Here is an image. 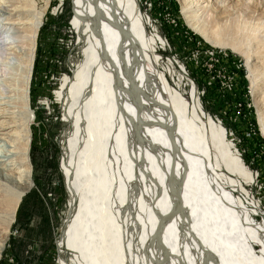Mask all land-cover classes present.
<instances>
[{
    "label": "bare ground",
    "instance_id": "bare-ground-1",
    "mask_svg": "<svg viewBox=\"0 0 264 264\" xmlns=\"http://www.w3.org/2000/svg\"><path fill=\"white\" fill-rule=\"evenodd\" d=\"M70 1L76 52L43 103L64 125L57 264H264V223H248L259 211L245 188L253 175L184 65L162 56L166 42L139 0ZM248 1L179 3L192 32L243 56L264 137V32L251 21L264 0ZM47 4L0 0V256L32 185V75ZM230 21L247 34L232 38L222 30Z\"/></svg>",
    "mask_w": 264,
    "mask_h": 264
},
{
    "label": "rangeland",
    "instance_id": "rangeland-1",
    "mask_svg": "<svg viewBox=\"0 0 264 264\" xmlns=\"http://www.w3.org/2000/svg\"><path fill=\"white\" fill-rule=\"evenodd\" d=\"M59 1L48 0L32 75V102L37 115L32 124V185L19 203L0 264L5 254L14 259L13 264L58 262V227L68 203L60 169L63 154L60 136L64 125L60 108L49 110L44 102L51 101L62 77L70 73L67 63L76 52V39L70 24L72 4L70 0H64L53 12ZM44 2L46 0H37L38 7H43ZM248 2L247 6L252 8L256 1ZM139 3L166 42L162 56L184 65L189 79L198 89L204 112L226 129L228 139L239 152L246 170L253 175V180L246 182L245 188L250 195L248 201L252 202L248 203L249 207L258 205L259 211L258 216L248 219V223L251 227L264 223V137L256 120L243 56L232 48L209 43L192 32L181 17L179 0H139ZM251 21L261 22V31L264 32V15ZM206 24L209 36L219 41L213 31L212 19L208 18ZM222 30L229 31L232 38L238 40L247 34L239 21L228 22ZM230 39L226 37L224 41ZM169 82L172 85V81ZM188 93L185 90L184 98L190 101ZM246 130H251L254 136L248 139L244 135Z\"/></svg>",
    "mask_w": 264,
    "mask_h": 264
},
{
    "label": "built area",
    "instance_id": "built-area-1",
    "mask_svg": "<svg viewBox=\"0 0 264 264\" xmlns=\"http://www.w3.org/2000/svg\"><path fill=\"white\" fill-rule=\"evenodd\" d=\"M244 135L249 139L251 137L254 136L253 132L251 130H246L244 131ZM251 165V164H250ZM3 264H13L15 261L12 257L7 256V254H5L3 257Z\"/></svg>",
    "mask_w": 264,
    "mask_h": 264
},
{
    "label": "trees",
    "instance_id": "trees-1",
    "mask_svg": "<svg viewBox=\"0 0 264 264\" xmlns=\"http://www.w3.org/2000/svg\"><path fill=\"white\" fill-rule=\"evenodd\" d=\"M70 11H71V9H70V7H69V8H68V12L70 13ZM32 103H33L32 106L35 107V106H34V105H35L34 102H32ZM31 159H32V155H31ZM32 164H33V163H32ZM17 211H18V210H17Z\"/></svg>",
    "mask_w": 264,
    "mask_h": 264
}]
</instances>
